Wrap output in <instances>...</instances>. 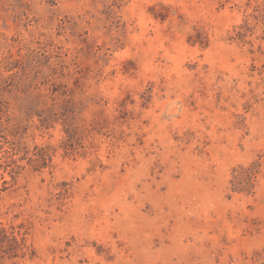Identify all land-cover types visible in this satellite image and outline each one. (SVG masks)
Wrapping results in <instances>:
<instances>
[{
	"label": "rangeland",
	"instance_id": "rangeland-1",
	"mask_svg": "<svg viewBox=\"0 0 264 264\" xmlns=\"http://www.w3.org/2000/svg\"><path fill=\"white\" fill-rule=\"evenodd\" d=\"M0 264H264V0H0Z\"/></svg>",
	"mask_w": 264,
	"mask_h": 264
},
{
	"label": "trees",
	"instance_id": "trees-1",
	"mask_svg": "<svg viewBox=\"0 0 264 264\" xmlns=\"http://www.w3.org/2000/svg\"><path fill=\"white\" fill-rule=\"evenodd\" d=\"M247 177H248V179H250V177H251V174H250V173H248V174H247ZM13 241H14V243H15V244H17V241H15L14 239H13Z\"/></svg>",
	"mask_w": 264,
	"mask_h": 264
}]
</instances>
